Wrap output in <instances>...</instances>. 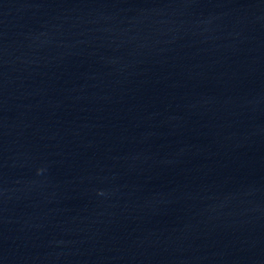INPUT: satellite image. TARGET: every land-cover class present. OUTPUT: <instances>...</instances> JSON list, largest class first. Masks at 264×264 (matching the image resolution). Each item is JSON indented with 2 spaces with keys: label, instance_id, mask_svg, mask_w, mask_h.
<instances>
[{
  "label": "water",
  "instance_id": "95a60500",
  "mask_svg": "<svg viewBox=\"0 0 264 264\" xmlns=\"http://www.w3.org/2000/svg\"><path fill=\"white\" fill-rule=\"evenodd\" d=\"M0 264H264V0H0Z\"/></svg>",
  "mask_w": 264,
  "mask_h": 264
}]
</instances>
